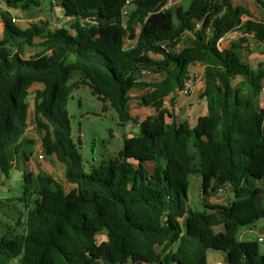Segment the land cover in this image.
I'll return each mask as SVG.
<instances>
[{
	"label": "trees",
	"instance_id": "16d2710c",
	"mask_svg": "<svg viewBox=\"0 0 264 264\" xmlns=\"http://www.w3.org/2000/svg\"><path fill=\"white\" fill-rule=\"evenodd\" d=\"M42 1L0 0V183L13 168L9 147L22 149L26 160L33 154L35 141L24 134L29 90L38 83L33 120L43 155L54 156L75 186L66 191L44 171L22 174L25 231L2 228L0 264H210L213 253L226 264H264L257 239L237 237L264 218L257 204L264 194V107L254 104L264 69L242 61L244 37L219 48L233 31L263 42L264 21L232 0H190L188 7L167 9H161L165 0H133L127 11V0H50L65 18L55 30L42 21L18 27L13 11L39 8ZM28 47L35 50L25 57ZM195 63L204 66L207 113L194 126L166 122L164 98L183 89ZM73 72L80 79L69 83ZM144 73L161 78L141 80ZM80 85L108 101L120 125L135 120L132 90L146 89L141 104L157 113L123 139L118 160L89 173L67 111ZM192 174L201 176L203 210L184 202ZM226 186L230 203L207 201ZM101 232L105 239L98 242Z\"/></svg>",
	"mask_w": 264,
	"mask_h": 264
},
{
	"label": "rangeland",
	"instance_id": "374dc122",
	"mask_svg": "<svg viewBox=\"0 0 264 264\" xmlns=\"http://www.w3.org/2000/svg\"><path fill=\"white\" fill-rule=\"evenodd\" d=\"M50 0L42 1V8L44 13L41 15L45 17L41 18L45 24L47 30L51 28H57L59 19L55 18L57 15L55 12H51L48 8ZM238 4L244 5L251 14L259 16L261 9L258 0H234ZM264 2V0H261ZM190 0H179L178 4L188 7ZM130 4L125 8L128 10ZM37 9L30 10L28 15H33ZM46 10V11H45ZM56 15V16H55ZM246 18V16H242ZM37 23L38 20H35ZM62 22H60L61 24ZM18 27H21L20 23L16 22ZM59 24V25H60ZM33 48H27L24 56L29 57L33 54ZM80 79V73L73 72L69 83L77 82ZM33 92L30 91L28 101L30 103L28 118L30 115L31 122L33 123ZM135 98V97H134ZM67 111L70 119L71 126V138L73 141H79V152L82 156L83 170L89 173L93 167L98 166L100 163L109 164L111 161L119 159V152L122 149L124 127L118 123V117L116 111L110 106L108 101H101L93 95L87 85H80L74 88L70 94V98L67 103ZM33 131L32 129H30ZM37 140L31 146L35 155L32 161V171H44L54 176L60 181L66 191H70L71 187L65 181L63 166L60 164L54 156L44 155L43 159H39L38 155L42 151L40 136L37 133ZM12 175V174H10ZM8 190L5 195L9 199H0V231L7 225L15 227V233H23L25 231V218L27 210L22 201L18 198L22 194V179L11 181L7 186ZM225 187H223L224 189ZM223 192V190H222ZM221 192V193H222ZM215 191L210 192L206 197L209 202V197L212 196V201L219 199L216 196ZM188 200L184 201L187 208L191 210H203V198L201 190V176L199 174H192L189 176V188L187 192ZM18 218H21L20 224L15 225ZM256 231H264V218H260L254 221ZM252 226V225H251ZM218 229V228H217ZM242 230V229H241ZM238 239L256 240V234L251 232L250 234L240 236L237 234ZM105 239V233L101 232L97 236V241L101 242ZM260 251L264 254V242H259ZM130 264V263H129Z\"/></svg>",
	"mask_w": 264,
	"mask_h": 264
},
{
	"label": "crops",
	"instance_id": "0c3cea01",
	"mask_svg": "<svg viewBox=\"0 0 264 264\" xmlns=\"http://www.w3.org/2000/svg\"><path fill=\"white\" fill-rule=\"evenodd\" d=\"M132 2L133 0H127V3L130 4V6ZM232 3L235 5H241L235 2L234 0H232ZM48 8L51 12L53 13L55 12V14L57 15V16L55 15L56 16L55 18H58L60 22L65 21L64 20L65 18L62 17L61 11L55 5H51L49 3ZM35 9L37 10L33 15H28V12L30 10L13 11V18L15 22L20 23L21 28H25L29 23L36 22L35 20H38L39 22L41 18L45 19V17L41 15L42 12L44 13L42 5L41 7ZM251 15L253 19L264 21V10H260L259 16L253 14ZM245 19H247V17ZM245 19L242 18V21H244ZM55 29L56 28H51L50 30L53 31ZM1 37H2V28H1V20H0V38ZM239 37H244V41L241 43L239 49L242 61L246 63L254 71L259 69H264V43L255 40L252 34H241L239 31L230 32L219 40L220 42L219 48L222 47L228 48L231 42L235 41ZM132 45L133 43L130 41L126 43L127 48H130ZM189 72H190V77L192 78L191 93L188 96H184L177 91L174 94L168 95L164 98L162 109L165 110L164 119L166 122H171L173 120L176 122L186 121L189 123L190 126H194L198 118L207 113L206 100L201 97V94L205 88V82L203 79L204 66L200 63H195L189 68ZM160 78H161L160 75L156 73H144L140 79L145 81H157ZM261 84H262V91L254 99V104L257 109L264 107V79L262 80ZM42 87H43L42 84H38V83L34 84L29 90V96L31 90H34L35 92V90L42 89ZM34 92H33V96H34ZM146 92H147L146 89L132 90L130 92L131 99L129 101V112L135 118V120L127 122L123 125L124 127L123 139L126 137L137 135L139 133L141 122L145 119L153 120L157 115V113L153 108L141 104L140 97L144 95ZM27 102H28V106L30 107L28 98H27ZM171 104H178L179 109L173 110L171 108ZM30 122L31 119L29 115V118H27V129L24 134V138L36 141L38 138L37 136L38 131L30 130V126L32 124L34 125V120H32L33 123L31 125L29 124ZM31 146L32 145H30V149L32 150ZM7 154L13 164V168L10 172V174L12 175H10L9 179H3L2 182L0 183V199L11 198V197L8 198L5 195V193L8 190L7 186L9 182L17 180L19 178L22 179V174L25 171H31L32 173H36L31 169L32 161H33L32 159L35 155L34 151L32 156L28 160L25 159L22 149L16 151L14 146H11L7 149ZM68 185H70L71 189L74 188L75 186L74 184L71 183H68ZM255 186H260V184L256 183ZM216 196H219V199L215 198V200L212 201V196H210L209 203L228 204L234 198L233 193L230 191V189L227 186L223 189L222 193L216 194ZM257 204L264 206V194L262 193L259 194ZM254 227L255 224H253L251 227H247V228H243L242 230H239L240 236L250 234L251 232H254L256 234L255 238L264 235V231H256V228ZM217 261L225 262V258L222 255L216 253L211 254L210 264H213L214 262Z\"/></svg>",
	"mask_w": 264,
	"mask_h": 264
},
{
	"label": "built area",
	"instance_id": "2783aa9c",
	"mask_svg": "<svg viewBox=\"0 0 264 264\" xmlns=\"http://www.w3.org/2000/svg\"><path fill=\"white\" fill-rule=\"evenodd\" d=\"M178 2H179V0H165L164 4H162V6H161V9L170 8V7L178 4ZM263 43H264V41H263ZM168 44H169V42H165L161 46L163 48H166L168 46ZM191 89H192V78H190V79H188V80L185 81L184 87L180 91V93L182 95H184V96H188L191 93ZM171 108L173 110H178L179 109V106H178V104H171ZM30 129L36 130L35 129V126L33 124L30 126ZM38 158L39 159H43L44 158L43 151H41L39 153ZM222 190H223V187L218 188L217 193H221ZM256 239H257L258 242H264V235H261V236L257 237ZM213 264H226V263L225 262H221V261H217V262H214Z\"/></svg>",
	"mask_w": 264,
	"mask_h": 264
}]
</instances>
